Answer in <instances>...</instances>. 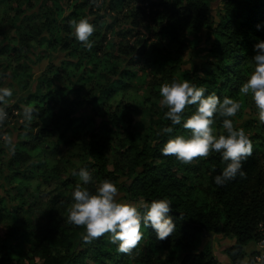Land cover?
Masks as SVG:
<instances>
[{
    "label": "trees",
    "instance_id": "16d2710c",
    "mask_svg": "<svg viewBox=\"0 0 264 264\" xmlns=\"http://www.w3.org/2000/svg\"><path fill=\"white\" fill-rule=\"evenodd\" d=\"M70 1L68 14L61 16L62 0H42L38 9L31 0H0V35L5 20L12 31L3 38L10 41V54L0 49L8 55L2 60L5 67L9 62L19 66L32 49H40L38 61L52 56L57 49L68 51L60 70L49 64L36 91L19 96L16 104L6 107L8 117L0 124L1 148L5 135L2 128L11 110H18L23 119V106L35 109L32 121L22 120L16 143L11 144V153L3 161L4 171H9L10 176L5 188L8 202L0 198V224L4 225L0 226V264H219L211 245L202 242L215 234L233 240L223 253L231 264H239L246 256V248L264 234V125L258 120L250 95L245 97L239 92L251 71L254 45L264 40V0H222L217 22L208 17L214 0H159L157 4L147 2L146 7L130 8L129 17L134 22L153 13L155 35L178 44H184L179 38L180 30L193 36L200 30L207 31V56L197 69L199 74H179L162 54L159 59L146 58L154 69V81L144 84L141 95L127 93L129 87L123 86L126 71L117 72V64L105 58L111 51L103 44L105 38L98 45L89 38L93 47L87 50L72 35L68 21L86 18L100 6L111 10L121 3L128 7L146 1ZM46 2L51 6L43 8ZM106 9L103 8L105 12ZM56 10L59 12L55 17ZM102 17L98 16L92 25H98ZM151 49L152 45L143 44L132 51L136 57L144 58ZM103 50L106 60L99 59ZM114 73L116 79L111 77ZM175 77L204 87L205 95L215 93L221 99L228 96L241 103V109L229 119L234 127L245 130L253 145L252 155L243 162L244 177L237 176L217 186L213 177L225 166L219 153L187 165L161 153L169 138L190 135L182 125L172 126L164 117L167 109L159 105V86ZM91 83L95 88L79 94L84 85ZM73 93L75 98L70 96ZM84 105L100 118L98 127L92 119L87 123L78 116L79 107ZM103 105L113 110H102ZM195 109L196 106L186 108L185 117ZM138 112L143 119L139 135L134 129ZM223 119L214 117V132H224ZM169 126L173 127L171 134L161 132ZM81 167L92 173L93 181L86 186L90 191H95L101 180L109 179L126 201L171 200L169 215L176 223V231L161 241L153 229L142 227L143 238L130 255L119 253L108 234L85 243L81 239L84 229L67 221L72 191L80 183L73 173ZM195 179L203 185L196 182L192 186ZM1 183L0 178V188ZM9 199L16 203L11 206ZM24 216L30 219L26 227L18 220Z\"/></svg>",
    "mask_w": 264,
    "mask_h": 264
},
{
    "label": "clouds",
    "instance_id": "9594fccd",
    "mask_svg": "<svg viewBox=\"0 0 264 264\" xmlns=\"http://www.w3.org/2000/svg\"><path fill=\"white\" fill-rule=\"evenodd\" d=\"M73 29L72 35L83 47L91 50L93 43L90 37L95 28L87 18L68 21ZM259 28V25H257ZM255 55L251 59L250 73L239 88L240 94L250 95L251 101L257 109L259 122L264 125V40H258L254 45ZM202 75V74H201ZM206 89L198 87L187 79H173L159 86L161 97L159 105L164 112L165 119L172 126L182 125L190 135H176L169 138L160 149L164 156H174L182 164H191L194 160L209 157L213 152L219 153L224 167L220 174L213 177L217 186H224L237 176L244 177L243 162L252 155L253 145L243 128L234 127V117L241 109L238 100L228 96L219 97L215 93L205 95ZM13 90L0 87V124L7 119L6 106ZM196 106L195 111L185 117V109ZM35 109L23 106V119L32 121ZM222 120L224 132H214V117ZM162 133L171 134L173 127H164ZM9 145L12 141H7ZM14 151V146H13ZM73 175L79 177L72 191L73 203L67 210L68 223L82 227L84 232L81 239L91 243L108 234L109 242L117 245V251L130 255L143 238L141 228H151L158 240H165L176 231V223L169 215L172 211L171 200L153 199L148 202L118 200L119 192L116 185L109 179L101 180L90 191L86 186L93 181L92 173L86 167L79 168Z\"/></svg>",
    "mask_w": 264,
    "mask_h": 264
},
{
    "label": "rangeland",
    "instance_id": "374dc122",
    "mask_svg": "<svg viewBox=\"0 0 264 264\" xmlns=\"http://www.w3.org/2000/svg\"><path fill=\"white\" fill-rule=\"evenodd\" d=\"M42 0H31V5L36 6V9H38L40 3ZM62 6L64 10L61 12V16H65L68 14V6H70L71 1L70 0H62ZM146 2L144 4L142 3H135L131 4L130 6L126 7L122 5V3L114 8V9H106L105 6H100L101 9H93V14H89L85 16L91 24L95 19H97L98 16H103L100 20L99 18V24L94 25L95 31L93 33L92 42L96 45L99 44L100 41L105 38V42H103L104 45H107L108 49L111 50L107 52V55L105 58L110 59L115 64H117L115 70H125L126 71V80L125 84L123 85L125 88L129 87L130 90H127V93L129 92H135L136 94L141 95L144 90L143 88L146 87L147 83H150L153 80V74L154 69L152 65H149L150 62L146 61V58L149 59H159L160 54H162L166 59H169L170 65H174L178 71L179 74H186V73H197L198 68L202 66L203 62L206 60V47L208 46L207 43V31L205 29L200 30L199 32H196V34L193 36L192 34H189L187 30H180L179 32V38L184 41V44H178L174 41L170 40L169 38H162L158 37L154 33L155 29V23L152 20L154 14L151 13L146 18H138L134 22L131 17H129V9L135 8L136 6H148V3H159V0H145ZM222 0H214L211 4L208 12V17L210 20H213L214 22H217L219 19L217 17L220 3ZM148 2V3H147ZM43 8H46V6L50 7L51 3H45L43 5ZM42 8L41 12L44 11ZM106 9V12L103 10ZM54 9V8H53ZM155 9H153V12ZM58 10H56V15L58 14ZM149 10L147 9V13ZM29 14L34 13L33 11H28ZM55 11H53L54 15ZM51 18V16H50ZM9 22L5 20L3 24L1 25V31L2 35H0V49L4 50L6 54H10V41L8 40L5 42L3 40L4 37L12 34L11 29H9ZM121 27L122 29L117 34V31ZM125 29V30H124ZM73 31V29H72ZM90 37V38H91ZM143 44H146L147 46L152 45V49L147 52V56L142 57H136V53L133 52L135 48H139ZM118 49H120L118 52ZM133 50V51H132ZM159 50V51H158ZM57 52H54L52 56L46 57V59H42L41 61H38L37 56L39 55L40 49H32L31 51H28L25 53L24 57H22L20 61V65L18 66L16 62H9L8 67H5V62L3 63L2 60H4L7 56L2 54L0 52V87H9L13 90L12 97L8 98L7 106L10 108L14 104H16V101L19 96H25V94L33 93L36 91L37 86L39 85V80L41 78V75L46 71L47 66L49 64H52L55 68V70H60V62L61 60H65V54H68L62 49H57ZM92 52V51H91ZM105 54V51L103 50L101 52V55L99 54V59H104L103 55ZM127 54V55H125ZM16 58V57H14ZM69 59V58H68ZM16 60V59H13ZM106 60V59H104ZM48 72V70H47ZM113 79L117 78V74H112L111 76ZM174 79H177L175 77ZM26 82V84L24 83ZM89 81H93V79H89ZM143 85V86H141ZM78 86L76 85L74 87V90H77ZM95 88L94 83H91L90 85H85L82 87V91L79 92V94H83L84 89H90ZM86 91V90H85ZM73 93L71 98H75ZM147 94V92H145ZM102 110H113V108H109L108 106L104 105L102 106ZM255 110V109H252ZM102 112V111H100ZM139 115H137V118L135 119V133L139 135V133L142 132V115L140 112H138ZM78 116L83 119L84 122L90 123L93 120V124L96 125L95 127H98L100 118L97 116H93L92 111L88 106H81L78 109ZM10 119L6 122V127H3L2 129L5 130V135L2 137L4 141V147L1 145L0 150L2 151L0 153V164H2L0 167L2 170H0V178H1V184L2 188H0V198H6L5 194V188L7 187V183H9V171H4L6 169L5 164L3 161H7L8 156L11 153L12 146L7 143V141L10 139L12 143H16L17 135L19 134L20 130L19 127L22 124V118L18 110H11V114L9 115ZM246 119L250 118L249 116L245 117ZM239 125V124H238ZM88 127V126H87ZM5 138V139H4ZM2 140V139H1ZM110 160H113L112 157H109ZM196 182H200L197 179L194 180V182H191L190 184L192 186L196 185ZM202 184V182H200ZM203 185V184H202ZM118 200H124L122 199V195L119 194ZM126 201V200H125ZM8 202V201H7ZM16 203V200L9 199V204L14 205ZM23 227H26L30 223V219L27 216L21 217L18 219ZM0 226H4L3 224H0ZM1 228V227H0ZM3 228V227H2ZM2 232V231H1ZM211 240V241H210ZM204 244L209 243L212 248L213 255L217 258H221V254L223 253V250L233 244V240L223 237L220 234H215V236L212 239H204L202 241ZM25 248H28V245H25ZM260 247L257 244H254L253 246H249L246 248V256L243 260L239 262V264H248L249 258L254 254L259 253ZM263 252V251H262ZM261 261V260H260ZM264 262V260L262 261ZM221 264H231L230 261H222Z\"/></svg>",
    "mask_w": 264,
    "mask_h": 264
},
{
    "label": "built area",
    "instance_id": "2783aa9c",
    "mask_svg": "<svg viewBox=\"0 0 264 264\" xmlns=\"http://www.w3.org/2000/svg\"><path fill=\"white\" fill-rule=\"evenodd\" d=\"M260 249L259 250V253L256 254L254 256V254L249 258V262L248 264H264V262H262L264 260V234L262 236V238L257 242ZM256 243V244H257ZM263 251V252H262ZM261 260V261H260Z\"/></svg>",
    "mask_w": 264,
    "mask_h": 264
},
{
    "label": "crops",
    "instance_id": "0c3cea01",
    "mask_svg": "<svg viewBox=\"0 0 264 264\" xmlns=\"http://www.w3.org/2000/svg\"><path fill=\"white\" fill-rule=\"evenodd\" d=\"M215 259L219 262V264H221L222 261H225V262L230 261L225 254H221L220 259H217L216 257H215Z\"/></svg>",
    "mask_w": 264,
    "mask_h": 264
}]
</instances>
